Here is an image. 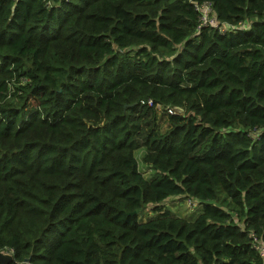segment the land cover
<instances>
[{
  "label": "trees",
  "instance_id": "16d2710c",
  "mask_svg": "<svg viewBox=\"0 0 264 264\" xmlns=\"http://www.w3.org/2000/svg\"><path fill=\"white\" fill-rule=\"evenodd\" d=\"M205 1L250 28L198 32ZM250 232L264 241V0H0L10 264H264Z\"/></svg>",
  "mask_w": 264,
  "mask_h": 264
},
{
  "label": "built area",
  "instance_id": "2783aa9c",
  "mask_svg": "<svg viewBox=\"0 0 264 264\" xmlns=\"http://www.w3.org/2000/svg\"><path fill=\"white\" fill-rule=\"evenodd\" d=\"M195 7L200 13V23L198 26V32L203 27H213L217 29L221 33H228V32H234L238 30H246L250 28L251 21H242L238 24H229L221 22L215 13V10L213 8V5L209 1H205L203 3H197L195 2ZM143 103H146V101H143ZM147 104L153 105V100L149 99L147 101ZM156 110L158 113H166L167 115H174L177 112L176 108L173 107H165L162 104H156L155 105ZM186 201L188 202L189 206H197L201 205L200 201L196 200L195 198H186ZM202 208V205H201ZM250 235L253 239V247L258 251L261 258L264 260V241L258 237L255 233L250 232Z\"/></svg>",
  "mask_w": 264,
  "mask_h": 264
},
{
  "label": "rangeland",
  "instance_id": "374dc122",
  "mask_svg": "<svg viewBox=\"0 0 264 264\" xmlns=\"http://www.w3.org/2000/svg\"><path fill=\"white\" fill-rule=\"evenodd\" d=\"M159 116L163 119V121L168 118V116L165 113H159ZM163 129H165V127ZM143 155H144L143 149H139L135 151V156L139 161V169L146 175V177L150 178L152 177L153 172L142 161ZM162 207L164 209H169L172 215H176L181 218H189L190 220H194L202 212L201 205L191 207L188 205L186 199L181 197L170 198L164 203ZM156 214L157 213H155L152 208L146 209L145 212L140 215V221L145 222L149 220V218L157 216ZM1 254L10 255L9 252L8 253L2 252Z\"/></svg>",
  "mask_w": 264,
  "mask_h": 264
},
{
  "label": "water",
  "instance_id": "95a60500",
  "mask_svg": "<svg viewBox=\"0 0 264 264\" xmlns=\"http://www.w3.org/2000/svg\"><path fill=\"white\" fill-rule=\"evenodd\" d=\"M12 256L10 255H4L0 253V264H10L12 262ZM21 264H32L30 262V259H26L23 263Z\"/></svg>",
  "mask_w": 264,
  "mask_h": 264
},
{
  "label": "crops",
  "instance_id": "0c3cea01",
  "mask_svg": "<svg viewBox=\"0 0 264 264\" xmlns=\"http://www.w3.org/2000/svg\"><path fill=\"white\" fill-rule=\"evenodd\" d=\"M174 208V207H173ZM173 216H176V215H173ZM176 217H178V216H176Z\"/></svg>",
  "mask_w": 264,
  "mask_h": 264
},
{
  "label": "clouds",
  "instance_id": "9594fccd",
  "mask_svg": "<svg viewBox=\"0 0 264 264\" xmlns=\"http://www.w3.org/2000/svg\"><path fill=\"white\" fill-rule=\"evenodd\" d=\"M10 256H12V255L10 254Z\"/></svg>",
  "mask_w": 264,
  "mask_h": 264
}]
</instances>
